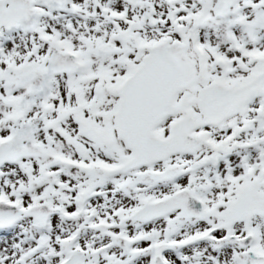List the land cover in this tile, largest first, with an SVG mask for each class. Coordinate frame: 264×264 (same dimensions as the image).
<instances>
[{"label":"snow or ice","instance_id":"1","mask_svg":"<svg viewBox=\"0 0 264 264\" xmlns=\"http://www.w3.org/2000/svg\"><path fill=\"white\" fill-rule=\"evenodd\" d=\"M0 264H264V0H0Z\"/></svg>","mask_w":264,"mask_h":264}]
</instances>
